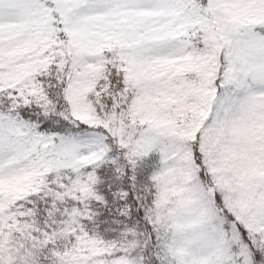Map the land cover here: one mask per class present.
I'll list each match as a JSON object with an SVG mask.
<instances>
[{"label":"trees","instance_id":"trees-1","mask_svg":"<svg viewBox=\"0 0 264 264\" xmlns=\"http://www.w3.org/2000/svg\"><path fill=\"white\" fill-rule=\"evenodd\" d=\"M75 1H38L47 7L41 37L12 65L0 63V112L27 121L30 139L94 130L106 133L110 149L95 164H62L25 178L0 175V264H112L120 258L129 264H163L152 218L157 189L151 176L161 155L157 148L132 152L147 122L137 104L174 79L168 73L150 82L146 67L155 49L182 43L204 55L200 35L216 32L206 15L208 0H170L173 13L163 30L157 25L148 29L141 16L123 6L117 15H109L83 55L74 47L73 25L89 8L99 2L112 5L113 0ZM79 68L97 116L92 122L76 114L68 93ZM190 143L197 176L223 219L221 228L229 232L234 226L247 243L251 260L242 264H264V237L226 206L198 143ZM38 149L37 155L43 153ZM231 246L235 251V244Z\"/></svg>","mask_w":264,"mask_h":264},{"label":"rangeland","instance_id":"rangeland-1","mask_svg":"<svg viewBox=\"0 0 264 264\" xmlns=\"http://www.w3.org/2000/svg\"><path fill=\"white\" fill-rule=\"evenodd\" d=\"M38 1L0 0L3 67L15 63L41 37L47 7ZM114 1L112 5L99 2L79 16L72 31L77 53L91 50L109 15H117L123 6L141 16L148 29L170 25V0ZM205 10L216 32L200 35L204 55L182 43L155 49L146 67L150 82L168 73L174 79L156 93H147L144 104L142 100L137 104L147 122L132 152L157 148L161 155L151 176L157 189L152 218L163 264L251 260L238 230L232 226L227 232L220 226L223 219L197 176L192 139L226 206L264 237V0H208ZM77 71L69 97L76 114L92 122L97 116L82 88L85 75L80 68ZM30 129L27 121L17 122L13 115L0 112V175L4 178H25L62 164L99 163L110 149L105 132L83 131L71 137L50 133L40 141L30 139ZM39 147L43 153L37 155ZM19 154L16 159L9 157ZM112 264L129 263L120 258Z\"/></svg>","mask_w":264,"mask_h":264}]
</instances>
